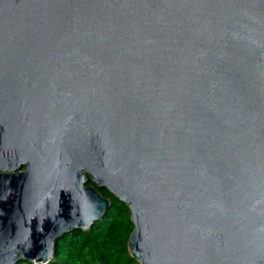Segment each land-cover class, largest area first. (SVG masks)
Listing matches in <instances>:
<instances>
[{"label":"water","instance_id":"95a60500","mask_svg":"<svg viewBox=\"0 0 264 264\" xmlns=\"http://www.w3.org/2000/svg\"><path fill=\"white\" fill-rule=\"evenodd\" d=\"M101 188L141 264H264V0H0V264Z\"/></svg>","mask_w":264,"mask_h":264},{"label":"trees","instance_id":"16d2710c","mask_svg":"<svg viewBox=\"0 0 264 264\" xmlns=\"http://www.w3.org/2000/svg\"><path fill=\"white\" fill-rule=\"evenodd\" d=\"M100 190L112 201L104 219L89 230H73L60 238L55 255L47 264H141L129 251L134 224L128 205L107 189ZM18 264L41 263L23 260Z\"/></svg>","mask_w":264,"mask_h":264}]
</instances>
